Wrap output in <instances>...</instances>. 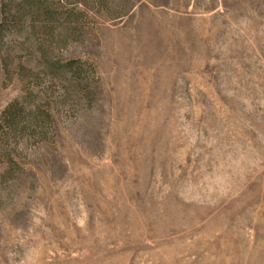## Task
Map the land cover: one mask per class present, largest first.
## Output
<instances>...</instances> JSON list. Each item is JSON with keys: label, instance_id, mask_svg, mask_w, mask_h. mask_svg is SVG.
<instances>
[{"label": "rangeland", "instance_id": "rangeland-1", "mask_svg": "<svg viewBox=\"0 0 264 264\" xmlns=\"http://www.w3.org/2000/svg\"><path fill=\"white\" fill-rule=\"evenodd\" d=\"M0 264H264V0H0Z\"/></svg>", "mask_w": 264, "mask_h": 264}]
</instances>
